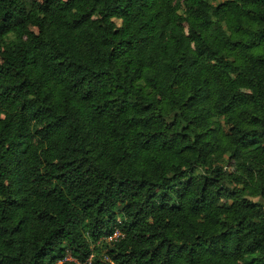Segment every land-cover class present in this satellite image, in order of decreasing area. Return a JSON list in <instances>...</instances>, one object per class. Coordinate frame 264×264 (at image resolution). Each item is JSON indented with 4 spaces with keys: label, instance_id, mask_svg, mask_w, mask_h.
<instances>
[{
    "label": "trees",
    "instance_id": "16d2710c",
    "mask_svg": "<svg viewBox=\"0 0 264 264\" xmlns=\"http://www.w3.org/2000/svg\"><path fill=\"white\" fill-rule=\"evenodd\" d=\"M67 253L264 264V0H0V264Z\"/></svg>",
    "mask_w": 264,
    "mask_h": 264
},
{
    "label": "built area",
    "instance_id": "2783aa9c",
    "mask_svg": "<svg viewBox=\"0 0 264 264\" xmlns=\"http://www.w3.org/2000/svg\"><path fill=\"white\" fill-rule=\"evenodd\" d=\"M121 236H122V233L118 229H114L113 232L108 236L107 239L115 241ZM64 260H71V261H74L77 264H80L76 259L72 258L69 253H67L62 260H59L58 263H61Z\"/></svg>",
    "mask_w": 264,
    "mask_h": 264
},
{
    "label": "rangeland",
    "instance_id": "374dc122",
    "mask_svg": "<svg viewBox=\"0 0 264 264\" xmlns=\"http://www.w3.org/2000/svg\"><path fill=\"white\" fill-rule=\"evenodd\" d=\"M226 168H227L228 171H234L235 170V167L232 164L230 166L226 167ZM236 197H237V199H240L241 194L238 193ZM253 199L256 200L257 198H253Z\"/></svg>",
    "mask_w": 264,
    "mask_h": 264
}]
</instances>
